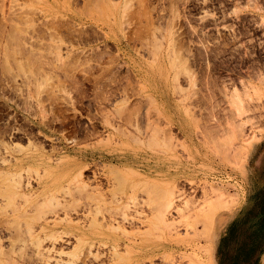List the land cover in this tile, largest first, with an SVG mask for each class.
<instances>
[{
  "label": "rangeland",
  "instance_id": "374dc122",
  "mask_svg": "<svg viewBox=\"0 0 264 264\" xmlns=\"http://www.w3.org/2000/svg\"><path fill=\"white\" fill-rule=\"evenodd\" d=\"M0 188V264H264V0H0Z\"/></svg>",
  "mask_w": 264,
  "mask_h": 264
},
{
  "label": "bare ground",
  "instance_id": "6f19581e",
  "mask_svg": "<svg viewBox=\"0 0 264 264\" xmlns=\"http://www.w3.org/2000/svg\"><path fill=\"white\" fill-rule=\"evenodd\" d=\"M2 25H3V24H2ZM5 25H6V24H5ZM15 26H16V25H15ZM15 26H13V27L15 28ZM56 26H57V24H56ZM6 27H7V26H6ZM1 28H2V27H1ZM16 29H17V28H16ZM16 29H15V30H16ZM54 29H55V28H54ZM9 33H10V32H9ZM15 33H16V32H15ZM18 34H19V32H18ZM18 34H17V35H18ZM20 35H21V34H20ZM20 35H19V36H20ZM12 36H13V34H12ZM15 36H16V35H14V37H15ZM19 36L16 37V40H17V38H18ZM6 37H7V36H6ZM5 39H6V38H5ZM19 39H21V38H18V40H19ZM6 40H7V39H6ZM10 40H11V38H10ZM10 40H8V41H10ZM18 40H17V43H19ZM8 41H7V42H8ZM9 43H11V41H10ZM7 46H8V45H7ZM4 49H5V47H4ZM5 50L7 51V49H5ZM22 51H23V50H22ZM19 52H20V54H21V51H19ZM24 52H25V51H24ZM8 54H10V53H8ZM12 55H13V54H12ZM12 55L10 54V58H13V57H14V56L11 57ZM23 55H24V54H23ZM24 56H25V55H24ZM32 56H33V55H32ZM29 57H30V56H29ZM4 58H5V57H4ZM8 58H9V56H8ZM8 60H9V59H8ZM11 61H12V60H11ZM4 63H5V62H4ZM67 63H68V62H67ZM69 63H70V62H69ZM72 63H73V62H72ZM1 65H2V64H1ZM74 65H75V64H74ZM65 66H67V65H65ZM3 67H5V66H3ZM6 67H7V66H6ZM19 67L21 68L20 65H19ZM67 67H68V66H67ZM72 67H73V65H72ZM1 68H2V67H1ZM59 68H60V67H59ZM64 69H65V68H64ZM6 71H7V69H6ZM8 71H10V69H9ZM66 72H67V71H66ZM60 158H61V157H60ZM60 161H62V159H60ZM11 168H12V167H11ZM60 169H63V168H60ZM5 173H7L8 175L13 176V177L17 175L15 182L18 180V183L21 185V183H22V182H21L22 179L20 178V177L22 176V171H21V170H16V169H14V170H6V169H5ZM18 175H19V176L21 175V176L18 177ZM17 178H18V179H17ZM18 183L16 182V184H15V185H17V187H16V186H14V187L12 186L13 189L15 188L14 190L19 189L18 187H19L20 185H19ZM41 183H42V181H41ZM42 184H43V183H42ZM5 187H6V186H5ZM5 187H4V188H5ZM9 187H10V186H9ZM6 188H7V187H6ZM20 188L22 189V186H20ZM0 189H1V188H0ZM10 190H11V189H10ZM10 190H9V191H10ZM19 190H20V189H19ZM11 192H13V191H11ZM13 193H14V192H13ZM15 193H16V192H15ZM20 194H23V195L25 194V195H26L27 193H24V192L22 193V192H20ZM29 194H30V193H28V195H29ZM29 196H30V195H29ZM96 224H97V223H96ZM93 225H95V224H93ZM7 227H9V226H7ZM32 227H33V226H32ZM32 227H31V228H32ZM40 227H42V226H40ZM43 227H44V225H43ZM92 227H93V226H92ZM35 228H36V227H35ZM11 229H12V228H11ZM33 229H34V228H32V230H33ZM49 229H50V228H49ZM8 230H10V229H8ZM41 230H42V229H41ZM45 230H46V229H45ZM55 230H56V229H55ZM55 230H54V231H55ZM58 231H59V230H58ZM58 231H56V235L59 236V234H57ZM11 232H12V231H11ZM34 232H35V231H34ZM36 232H37V231H36ZM31 233H32V232H31ZM61 233H62V232H61ZM40 234H44V233H40ZM54 234H55V233H54ZM56 235H53V234H52V237L55 236V239H56V238H57ZM41 236H42V235H41ZM77 236H78V235H77ZM59 237H60V236H59ZM80 237H81V236H80ZM34 238H35V237H34ZM41 238H42V237H41ZM76 239H78V242H79V240H81V239H79V237L76 238ZM84 239H85V238H84ZM86 239H87V238H86ZM35 242H37V243H36L37 246H39V245L42 244V240L40 239V237H38V238L35 240ZM76 242H77V241H76ZM83 242H84V240H83ZM83 242H82V243H83ZM11 243H12V242H11ZM85 243H86V242H85ZM85 243H84V244H85ZM91 243H92V242H91ZM84 244H83V245H84ZM13 246H14V244H13ZM13 246H12V247H13ZM52 246H55V243H53ZM84 246H85V245H84ZM12 247H11V248H12ZM50 247H51V246H50ZM57 247H58V246H57ZM82 247H83V246H82ZM84 248H85V247H84ZM84 248H83V250H85ZM22 249H23V248H22ZM39 249H40V248H39ZM59 249H60V248H59ZM59 249H58V250H59ZM78 249L81 250V251L83 252L82 249H80V248H78ZM12 250H13V249H12ZM53 250H54V249H53ZM72 250H73V249H72ZM74 250H75V249H74ZM15 251H16V250H15ZM15 251H14V252H15ZM51 251H52V250H51ZM51 251H50V252H51ZM62 251H63V250H62ZM54 252H55V251H54ZM79 252H80V251L77 250V252L71 253L69 256H76V255L79 254Z\"/></svg>",
  "mask_w": 264,
  "mask_h": 264
}]
</instances>
